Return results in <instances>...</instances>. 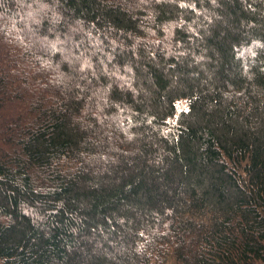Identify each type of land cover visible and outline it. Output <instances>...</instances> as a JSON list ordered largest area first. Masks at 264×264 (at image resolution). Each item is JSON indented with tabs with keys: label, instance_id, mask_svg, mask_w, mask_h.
Here are the masks:
<instances>
[{
	"label": "trees",
	"instance_id": "1",
	"mask_svg": "<svg viewBox=\"0 0 264 264\" xmlns=\"http://www.w3.org/2000/svg\"><path fill=\"white\" fill-rule=\"evenodd\" d=\"M0 264H264V0H0Z\"/></svg>",
	"mask_w": 264,
	"mask_h": 264
},
{
	"label": "rangeland",
	"instance_id": "2",
	"mask_svg": "<svg viewBox=\"0 0 264 264\" xmlns=\"http://www.w3.org/2000/svg\"><path fill=\"white\" fill-rule=\"evenodd\" d=\"M177 105H178V107H184L185 103L183 100H178Z\"/></svg>",
	"mask_w": 264,
	"mask_h": 264
}]
</instances>
